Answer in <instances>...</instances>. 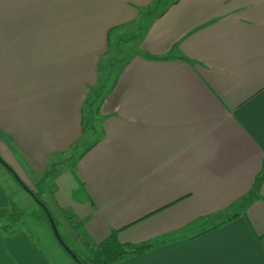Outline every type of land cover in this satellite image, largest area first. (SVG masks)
I'll list each match as a JSON object with an SVG mask.
<instances>
[{
	"label": "crops",
	"instance_id": "obj_1",
	"mask_svg": "<svg viewBox=\"0 0 264 264\" xmlns=\"http://www.w3.org/2000/svg\"><path fill=\"white\" fill-rule=\"evenodd\" d=\"M0 161V221L33 213L0 264H75L11 177L33 191L56 164L41 200L80 258L115 234L158 244L120 264H264V180L238 204L264 167V0H0Z\"/></svg>",
	"mask_w": 264,
	"mask_h": 264
},
{
	"label": "trees",
	"instance_id": "obj_2",
	"mask_svg": "<svg viewBox=\"0 0 264 264\" xmlns=\"http://www.w3.org/2000/svg\"><path fill=\"white\" fill-rule=\"evenodd\" d=\"M58 165V164H57ZM56 165H52L51 168L43 175L41 179V184L44 183L45 181L49 179H53L57 173L56 170ZM264 180V167L259 174L257 178H255V181L252 185L251 190L248 192V194L241 198L239 204V207L241 209H245L246 206L253 201L254 199L259 198V190L261 187V184ZM37 186V185H36ZM25 189L29 193L33 195L32 199L35 201L37 206L39 207V212H38V217H34V219H41L45 221L47 224H49V219H48V210L45 204L41 200V194L44 190L41 189V187L37 186L35 188V193L29 190L26 186L23 185ZM46 209V210H44ZM24 216H28L24 214L23 212H20L17 210L15 205L11 202L9 206V212L6 216V218L2 221H0V235L1 236H12L16 234L18 231H20V223L21 219ZM50 216V214H49ZM237 214H233L227 217H224L222 221L214 224L207 230L203 231L201 234L210 232L216 228H218L220 225H224L225 223L229 222L232 220L234 217H236ZM158 245V244H156ZM156 245H151V244H141V245H120L117 243L116 235L112 234L105 242L100 244L99 246H85L84 248L87 250L88 254L90 255L86 259H80L79 255H77L75 252L71 250V254L75 256V259L71 258V254L66 255L73 260L75 264H120L124 260L133 257V256H138L141 255L153 248Z\"/></svg>",
	"mask_w": 264,
	"mask_h": 264
},
{
	"label": "rangeland",
	"instance_id": "obj_3",
	"mask_svg": "<svg viewBox=\"0 0 264 264\" xmlns=\"http://www.w3.org/2000/svg\"><path fill=\"white\" fill-rule=\"evenodd\" d=\"M111 40H113V37H112ZM124 40H125V38H122V41L121 42H117V43L111 42V53L114 54V56L108 57L109 59L105 63H103L101 65L100 71H99V75H100V78L101 79L98 76V83H97V85L94 86V87H92L90 89L91 92H90V96H89V100H90L89 102H91V104H92L91 106L93 107V109L100 104L101 99L104 97V95L106 93H108L109 89H111V87L113 86V83H114V81L116 79V75H117L119 69L121 68L122 65H124V63L126 62L127 58L132 54L131 50H129L125 44H122V43H124L123 42ZM85 109H87L86 105H85ZM86 135H88V133L85 130V136ZM93 136L94 135L91 134L90 139L89 138L88 139L91 140V138H94ZM82 140H83V138L81 139V141ZM76 149H77V147L74 146L73 149H71L70 152H68L67 154L61 156L60 157V160H62V159H64L62 161H65L66 160V162H65L66 164L73 163V158L75 159L76 156H77V155H73L75 153V150ZM78 153L79 152H77L76 154H78ZM1 159H2V157H1ZM0 164L3 165V167L6 166V164L3 163V162H0ZM56 166H58V165L56 164ZM8 169L10 170V168H8ZM56 170H57V167H56ZM17 171H18V169H17ZM11 175L10 176L12 178H14V180L18 184H20V186L22 187V184H21V182H19V180L16 177V175L13 172H11ZM1 183L3 184L2 181H1ZM46 183L44 182V185L41 186V189L44 188V186H45ZM37 184H38V182H37ZM36 185L33 187V191L32 192H34V193L36 191L35 190V188L37 187ZM22 189L24 190L23 187H22ZM5 190H6L7 193H10V192L7 191L6 187H5ZM12 203L15 205V207L17 208V210H19L20 212H23L24 214H26L28 216L29 215H33V213L32 214L31 213H28V211L30 210L28 208V205H23V207H24V210H23L22 208L16 206V204L14 202H12ZM229 212L230 211H226V212L221 213V214H215L209 220L208 223H211V224H208V226H210V225H212L214 223H218V222L222 221L223 220V217H225V215L228 214ZM58 228L59 229H57V233L59 234V232H61V235H62V229H60V227H58ZM64 237L65 236H64V233H63V238ZM80 259H83V258H80Z\"/></svg>",
	"mask_w": 264,
	"mask_h": 264
},
{
	"label": "water",
	"instance_id": "obj_4",
	"mask_svg": "<svg viewBox=\"0 0 264 264\" xmlns=\"http://www.w3.org/2000/svg\"><path fill=\"white\" fill-rule=\"evenodd\" d=\"M0 162H1V161H0ZM4 167H5L7 170H9L7 166H4ZM22 187H23V185H22ZM23 188H24V187H23ZM24 190H25V191H26L31 197H33V195H32L31 193H29V192L27 191V189L24 188ZM44 210H46V209H44ZM48 219H49V222H50V225H51L52 232H53V234H54V236H55V238H56V241H57L58 244H59V245L65 250V252H66L67 254H71V250H70V249L64 244V242L60 239V237H59V235H58V233H57L56 227H55V225H54V223H53L51 217L49 216V214H48ZM71 258H72V259H75V256L71 254Z\"/></svg>",
	"mask_w": 264,
	"mask_h": 264
}]
</instances>
